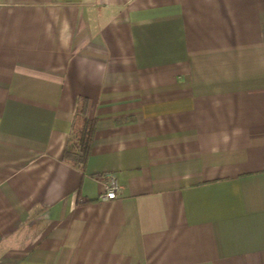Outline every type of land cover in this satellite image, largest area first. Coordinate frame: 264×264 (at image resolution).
<instances>
[{
    "label": "crops",
    "instance_id": "1",
    "mask_svg": "<svg viewBox=\"0 0 264 264\" xmlns=\"http://www.w3.org/2000/svg\"><path fill=\"white\" fill-rule=\"evenodd\" d=\"M0 264H264V0H0Z\"/></svg>",
    "mask_w": 264,
    "mask_h": 264
},
{
    "label": "trees",
    "instance_id": "2",
    "mask_svg": "<svg viewBox=\"0 0 264 264\" xmlns=\"http://www.w3.org/2000/svg\"><path fill=\"white\" fill-rule=\"evenodd\" d=\"M86 100L78 102L75 114L79 116L81 124L74 135V143L65 148L63 158L72 164L83 168L90 154L91 143L94 136L95 122L85 118Z\"/></svg>",
    "mask_w": 264,
    "mask_h": 264
},
{
    "label": "built area",
    "instance_id": "3",
    "mask_svg": "<svg viewBox=\"0 0 264 264\" xmlns=\"http://www.w3.org/2000/svg\"><path fill=\"white\" fill-rule=\"evenodd\" d=\"M118 184L116 179L109 175L107 181L104 183V192L99 196L101 200H111L116 198V190Z\"/></svg>",
    "mask_w": 264,
    "mask_h": 264
}]
</instances>
